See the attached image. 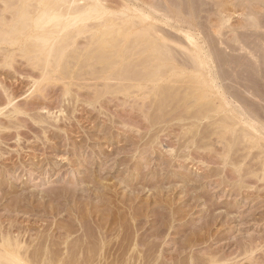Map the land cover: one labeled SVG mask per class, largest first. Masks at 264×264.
Listing matches in <instances>:
<instances>
[{"label": "rangeland", "instance_id": "374dc122", "mask_svg": "<svg viewBox=\"0 0 264 264\" xmlns=\"http://www.w3.org/2000/svg\"><path fill=\"white\" fill-rule=\"evenodd\" d=\"M124 1L126 0H107L109 4L111 3L110 4L111 7L112 5L114 6V8L112 7L114 10H115V7L117 10L119 9L118 7L125 5L126 2L124 3ZM139 1L141 0H138V2ZM225 2L222 1V3L224 4L223 7L225 8L226 6V8L223 9V13L224 15L226 14L225 15L226 17L228 14V18H230L228 19V21L229 20L230 21L226 23L227 25H225L227 28L225 26L223 27V28H226L225 30L223 29L224 30L223 33L226 35V38H229L230 40L231 37L232 38L236 37L238 33H240V36L244 34L248 36V34H251L252 27L247 25V28H246L244 26L248 24L246 23L247 20L245 17V14H246L245 8L239 5L237 6L236 3L234 5L235 1L233 2V0L232 1L227 0ZM1 7L2 5L0 2V11H2ZM215 18L216 20L218 19L215 15L214 19L212 18L213 19L212 22L215 21ZM216 22H219V20L213 22L214 25L217 24ZM243 26L244 28L247 29V31L246 29L244 30ZM238 29L241 30V32ZM246 35H244V37H247ZM83 37L84 36L79 37L78 40L80 41L77 40L78 45L81 48H86L85 44H86V41L88 40L87 39L88 37L87 38H83ZM224 47L225 45L222 47V49L223 50L225 49V51L222 50V52H225L226 54L230 53V55L233 56V53H232L233 51H230L229 49H226V47L225 48ZM235 53L238 54V52H235ZM1 54L2 52L0 51V64L2 65V60H1L2 55ZM19 55L20 54L17 53V55L15 56L16 58H14L15 63L13 62V65H14L12 66L13 68L9 66L7 67V65H5V67L0 65V103H1L0 105H2L3 107H5L6 105L5 104L6 92L4 89L5 87V88H8L9 92L14 93V95L16 96V99L14 100L13 104H18L23 109V112H19L18 114L12 113L14 114L12 115L10 112L8 113V110L12 109V105H10L9 107L3 109L4 113L3 112L0 113V181L2 180V182L4 181L7 182L8 180H10L12 182H16L18 186L20 185V188L18 187V189L20 190L18 191H21L22 193L25 190L26 192L28 191L29 193H34V196H36L35 198L38 200H36L33 196L34 200L31 198V201L33 200L32 202L35 205L30 203L28 204L29 206L26 205V202H22L24 200H21V203L23 204V206H21L22 204L20 203V201H18L19 200L18 198L21 197L22 195L18 196V198L16 195L17 199L12 197L11 195H8V198L3 199L2 197L3 194L1 195L3 191L1 190L0 191V222H1L0 227L2 224L3 228L1 227L2 229H0V231L3 230L4 232H6V230L8 229L7 234H10L11 231H13L12 233L14 236L13 235L12 236L14 237V239L15 237L18 239L20 238L19 240L23 241L27 247L30 246L28 247V249L29 250L32 249L30 250L33 253V254L31 253V255L35 257V258L34 257L32 258L40 262L39 264H44V263L54 264V262H56L55 259L57 258V256L55 257L54 253L58 254L57 251H60V250L63 251L62 260H64L62 261L63 263L59 262L61 264H74V263L81 264L82 260H84L83 262L84 264H92V263L93 264H195V263L205 264L206 263L207 264L206 259L209 258L212 255V253L215 254V256L217 253V258H220L219 259L220 264L222 262H223L222 264H227V263L229 264H264V179L260 180L257 178L255 179L254 177L253 172H254L255 167H254L253 139L251 140L253 144L250 142V140H248L252 144L251 145L250 143H248V141H246L247 139L245 140L243 137L240 138V135L243 134L242 130H244V128L246 130L247 128L245 127L246 125L244 123L237 125L239 126V128L236 125H235L236 128H234L232 126L233 122H230L231 120L224 115L225 119L227 120L228 118L227 121L230 120L229 122L232 123L230 125L232 126L230 127L231 129H227L228 130L227 132L225 130L226 128L224 129V124H220L222 125L221 127H218L219 125H216L218 118H219L218 124L224 121L223 119L224 116L222 117V114H223L222 110L221 111L219 110V113L217 110H215L214 103L212 106L213 108H211L212 104L209 105L210 103L207 104V102L205 103L200 102V104L202 105H200L199 103H195V101H192L193 102L192 103L190 102L188 98H187L188 101H186L187 99L183 100V97L181 99L182 93L180 94V92H179V94L181 95L179 96L180 100L174 96H172L171 98L170 95H172L175 90L174 89L172 90L171 88L173 93L170 92L169 90L170 88L168 87V85H166L167 86L166 88H169L167 89V91L169 90L168 93L170 92V95H169L170 97L166 96L165 98H170L168 99L170 103L167 101V99L165 101L164 98H163L164 100L161 97H160L161 100L158 98L159 104L166 106V108L162 106L160 107V105L158 104L157 97L154 98V96L146 95L148 97L147 98L144 94L141 93L142 95H144L143 98H141L142 97L141 94L138 95L137 93H135L137 95L136 96L134 93L126 94L123 91L121 93V90H117L118 91L117 92L116 84L113 85L116 89L113 86H111L113 89H115L116 92L109 93L110 90H106L102 88L103 86L100 88L97 87L96 89H94V87L92 88L90 87L91 89H89V87L87 86L84 88L79 87L75 83H73L76 81V79L70 80L69 78H64V79L56 78V80L50 79V81L46 80L48 82H43L44 83L43 84L44 86L42 89L43 91L41 90L38 92L36 90L38 86H37V83L35 85L34 80H37L40 78L41 71L39 70L37 66H36L37 68L36 67L33 68L34 66L31 63L27 62L26 57L23 58L22 54L20 56ZM86 56L88 55H85V58L84 56L79 58L80 61L79 60L78 61L80 63L78 62V66H80V64L83 65L84 63H87V60H89L88 59L89 57H87L86 59ZM82 58L84 61H82ZM249 58L247 57L246 59H249ZM246 59L245 61H248ZM125 62L126 61H124L123 64H125ZM98 65L102 66L100 64H97V65H94V68L96 66L99 67ZM87 67H84V69H81V70L82 72H86L84 70H87L88 72L87 76H89V71L91 72L94 69L90 67V69L92 70L89 69L88 71ZM242 67H243V70H245L246 66L245 67L242 66ZM69 69L63 68L62 70L61 68V70L58 71V73L56 74L58 76L64 77L67 73H69L68 71ZM241 69L242 68L240 67L239 70ZM81 70L79 72H81ZM69 82L70 84L72 83L70 85L71 90L68 94L64 95V89L67 87V84ZM119 82L122 83L121 81ZM119 82L117 81L116 83H119ZM123 82L126 83L125 81ZM166 88L165 89L162 88V89L165 90L166 92ZM236 88L239 90L240 87L237 86L235 87L234 90H236ZM95 90L97 92H94ZM132 90L133 89H131L130 92H132ZM113 91L114 90L111 89V92ZM245 96H247L246 97L247 100H250V102L254 104V99H253L254 97L252 98L249 95H245ZM41 101L42 102L44 101V104ZM38 102H41L39 103V105L42 104V106L38 107ZM164 102H166V104L169 103V106L168 104L164 105ZM187 102H190V103H187ZM186 103L189 105H186ZM36 104H37V107H36ZM44 105L45 107H48L47 109L45 108V110L41 109L43 108ZM167 106L169 108H167ZM156 107L159 108L160 110L157 109ZM198 107H201V108H198ZM60 109H64L65 111L61 113L59 111ZM198 109L199 110L201 109V110L199 111ZM48 110L51 111L50 114H48ZM56 114L59 116V117L57 116L58 118H56L55 116ZM161 114H163L164 116ZM220 116L223 121L220 119ZM159 117L161 118V120L158 119ZM192 121L193 122L196 121V122L191 123ZM227 121H226V124H227ZM194 124H198L197 126L198 130L195 129L196 125ZM190 128L191 129L193 128V130H191ZM189 129L191 131H189ZM235 129L237 130V132H235ZM247 130L249 132L252 131V130L250 131L249 129ZM185 131H187V133ZM194 131H196V133ZM219 131L221 133L223 132L225 133L226 131L225 136L223 137L219 136L218 138L216 134L221 135ZM153 132H155V134ZM188 132L190 134H188ZM149 134H151L153 138H150L151 136H149ZM194 134H197V135H194ZM139 135L141 137H139ZM153 135L154 136L156 135L157 137H154ZM182 135L185 137L184 138L181 137ZM187 135L190 137H188ZM237 135L239 137H237ZM137 136L140 139H138ZM221 137L224 140L226 139L225 140L226 142L225 141L224 142L227 144V145L225 144L227 147L229 144L228 148L225 145L223 146L224 143H223V140L220 139ZM202 138L203 139L205 138V139L202 141ZM152 139H155V140L151 142ZM218 139L219 141H222L223 144L219 142ZM137 140L138 141L140 140V141L138 142ZM187 140L189 142H187V144L184 143ZM194 140H195V143L193 142ZM242 140L245 142H243ZM149 142H151L152 144ZM145 143L148 147L145 145ZM183 144L184 146H182ZM246 145L247 146L249 145V146L247 147ZM186 146H188L189 150ZM155 147L156 149H154ZM171 147L174 148L173 152L176 154L172 152L173 154L171 153L170 155L169 149ZM203 147L206 148V150ZM201 149H204V150H201ZM179 150H181V153ZM190 150L193 151L194 153L191 152ZM224 154H226L225 156L227 160L224 158L225 157ZM217 155L219 156L221 155V156L219 157ZM169 156H171L170 159L168 158ZM173 156L174 158L171 159ZM147 157L149 159H147ZM185 157L187 158L186 160H185ZM180 160H182V162ZM238 160L240 161L238 162ZM223 161L225 164L223 163ZM238 165L239 167L237 169ZM138 167H141L140 169L142 170V172L141 170H139ZM258 167L259 166H256V168ZM234 168H236V170ZM93 171L95 174L93 173ZM216 172L220 175H218ZM140 174L142 175L140 176ZM212 174H215V175H212ZM87 175L91 177H88ZM96 175H97V178H96ZM161 179L163 182L160 181ZM94 180L95 181L97 180L98 182L97 181L95 182ZM100 180L103 183H101ZM24 181L26 182L27 185L23 184ZM83 181L85 183L82 184ZM195 181L197 183H195ZM100 185L101 187H98ZM4 186L5 185H3V187ZM21 186H23L22 189H21ZM86 186L87 188H92V190L90 189L89 191L90 193L93 190L95 192V193L92 192V195L95 197H92V198L90 197L91 198L90 200L89 198H86V195H87L86 194L87 191H85ZM73 187L75 188V190ZM199 187H200V190H199ZM24 188H26L27 190ZM30 190H32V192H30ZM45 190L47 191V193ZM197 190L202 192L203 195L205 196L203 198V200L205 201L200 200L201 204H198V206L200 207L196 206L197 204H193L194 199L192 195L195 194ZM25 191L23 193H25ZM34 191L36 192V195ZM57 191L59 192L62 191V192L59 193ZM117 191H118V195H117ZM28 192L27 194L29 195ZM41 192L42 194L45 193L43 199L41 198L43 196ZM64 192H66L67 195ZM76 192L79 193V195L80 193H82L81 199L78 196V194H76ZM73 193H75V195H73ZM61 194H64L65 196ZM83 194H85V196ZM98 194L100 197L98 196ZM166 194H168L169 196ZM98 197L99 198L102 197L103 199L102 198L99 199ZM129 197L130 198L135 197V198L129 199ZM126 198H128V200ZM171 198L174 201L171 200ZM61 199L63 202L61 201ZM96 199L97 200L99 199L98 200L99 202L95 201ZM155 199L157 201H155ZM12 200H15L19 204L15 203V201H13L12 203ZM87 200L89 203L87 202ZM37 201L39 202L38 203L39 205L36 204ZM126 201H128L130 204ZM206 201L207 202L210 201V202L207 203ZM41 202L43 203L40 204ZM54 202H56V204ZM93 202H96L97 204ZM117 202L119 203L117 204ZM202 202H206V203H202ZM212 202L213 203L215 202L213 204L214 205L213 213H221L220 215L222 216V218L218 219L215 223H213L211 225L210 230H207L206 232V230L202 228L204 220L201 218L202 216L201 214H204L202 212L204 208L205 209L208 208L209 205L212 206ZM69 204L71 207L69 206ZM80 204H81V207H80ZM190 204L193 205L194 207L193 206L191 207ZM153 205L156 207H154ZM43 206H46L47 208ZM28 207L30 208V210ZM52 207L54 208L56 207L55 209L57 211ZM87 208L88 209L90 208V209L88 210ZM181 208L184 210H182ZM190 208L192 210L191 212L188 211L190 210ZM27 209L28 211H26ZM91 209L93 210L94 214H92ZM100 210H103V211H101L100 213ZM177 210L179 211V213L177 212ZM165 211H167L168 214L165 213ZM176 212L178 214H175ZM161 213L163 214L161 215ZM134 214L136 215V217ZM180 214L182 215V217H185V218L181 219L182 217ZM73 217L75 220L73 219ZM91 217H94V218H91ZM10 219L12 220V222L15 221V224L14 222L13 223L10 222L11 221ZM199 220L201 223L198 222ZM228 220L229 222H227ZM81 223H84V224L81 225ZM96 224H98V226H96ZM3 225H6V226H3ZM9 226L12 228H10ZM101 226L102 227L104 226V228H102ZM192 226L194 227V230ZM198 226H200V228H198ZM24 227H25V230H24ZM76 227L78 230L75 229ZM98 227L99 229L101 227L100 232L98 231ZM71 228L72 230H69ZM196 228L198 229V231L199 230L200 231L198 232ZM203 229L204 231H202ZM192 230L194 233H196L194 234V236H193ZM70 231H73L75 233L72 232L70 234ZM196 231L199 234H197ZM98 232L99 234L96 235ZM150 232L151 234H149ZM207 233H209L211 237ZM45 234H47V236ZM102 234H103V237L101 238ZM186 235L189 236L187 237V239H186ZM197 235L199 236L204 235V236L202 237V240H201V237ZM79 236L82 238H80ZM89 236L92 238V240ZM45 237H47V239ZM215 237L217 238V240ZM54 238L55 240H52ZM135 238L137 239L135 240ZM144 238H145V241H143ZM101 239L102 240L105 239L108 241L106 242L104 240L103 242L101 241ZM260 239L262 240V242L259 241ZM24 240L25 241L27 240V243ZM79 240H81L82 242L81 241L79 242ZM64 241H65V244H64ZM86 241H88L90 245L85 244ZM40 242L43 245L42 247H39ZM94 242H97V243H94ZM194 242L197 244H195ZM61 243L63 244L61 245ZM91 243L93 245H91ZM257 243H259V246H257V248L254 249L253 247L254 245H257ZM72 244L73 246L76 245L72 247L73 250L71 249ZM67 245L69 246V248L67 247ZM113 245H115V247ZM82 246L84 247V249ZM184 246H187V247L184 248ZM56 247H58L57 251L54 250ZM52 248L54 249L52 250ZM63 249L64 250L71 249V250L64 251ZM105 249L107 251H104ZM217 249L219 251L215 252ZM74 250L76 252H74ZM89 250H92V251L94 250L93 252L95 254L90 253ZM96 250H99L100 252L99 251L96 252ZM247 250L248 252H246ZM85 251L86 253H84ZM131 251L132 253H130ZM221 252H222V256H219L221 255L220 254ZM244 252H246L247 254ZM79 253L82 255H79ZM64 254L65 255L67 254L66 258H64L65 257ZM209 254L210 256L208 257ZM80 256L82 258L84 256V259H82ZM223 256H224L225 261L223 260V258H221ZM143 258H145L146 260L148 259L149 261L147 260L148 261L147 262L145 259L143 260ZM75 259L78 261L76 262ZM95 259L98 260V263H96L97 260ZM193 259L194 261H192ZM73 260L75 262H72ZM86 261H88L89 263ZM224 262H227V263H224Z\"/></svg>", "mask_w": 264, "mask_h": 264}, {"label": "bare ground", "instance_id": "6f19581e", "mask_svg": "<svg viewBox=\"0 0 264 264\" xmlns=\"http://www.w3.org/2000/svg\"><path fill=\"white\" fill-rule=\"evenodd\" d=\"M137 1V2H136ZM143 1V0H141ZM138 0H126L124 1L125 5H120L121 7H118L119 9L115 10L113 9L114 6L111 3L109 4L107 0H0L2 5V11H0V51L2 52V65H7V67H11L13 65V62L15 61L14 58L18 54H22L23 58L26 57L27 62L31 63L33 68L36 66L41 71L40 78L37 80H34L35 85L37 83L38 88L36 90L39 92L43 89V82H48L46 80L50 79H64L69 78L70 80L76 79L75 83L79 87H89L91 89L94 87L96 89L97 87L104 88L106 90H110L109 93H115L117 90H121L125 92L126 94H132L137 93L144 94L145 96H154V98L157 97L161 100V98H165L166 96L172 98V96L177 97L179 99L180 94L182 93L181 99L183 97V100H186L187 98L190 100V102L195 101V103L200 102H207L210 103L211 108H214L215 110L223 111L222 117L225 115L228 117L230 122H233V127L236 128L239 124H245L247 129L246 131L244 126V130H242V133L240 135V138L243 137L246 141L250 140V142L253 144L254 142V177L255 179H264V0H233L234 5L241 6L245 8L246 10V20L248 24L244 25L247 28V25L252 27L251 34H246L247 37H244V35L240 36V33L234 38H226V35L223 33L224 30L227 28L225 25L228 23V14L227 17L223 13V2L227 0H145L141 2ZM221 1V2H220ZM232 1V0H230ZM110 2V1H109ZM229 2V1H228ZM123 3V4H124ZM227 3V2H225ZM232 3V2H231ZM122 4V3H121ZM229 4V3H227ZM236 6V7H237ZM223 7V8H222ZM238 8V7H237ZM242 8V9H243ZM244 10V11H245ZM205 14H204V13ZM225 12V11H224ZM243 14V15H244ZM204 15V16H203ZM218 18L215 21L214 25L212 20L214 17ZM242 15V16H243ZM214 16V17H213ZM230 17V16H229ZM213 18V19H212ZM212 22V23H211ZM213 24V25H212ZM226 28H223V27ZM243 26V28H244ZM244 28V30L246 29ZM224 29V30H223ZM241 29V28H240ZM232 30V29H231ZM239 30V29H238ZM237 30V32H238ZM227 31V30H226ZM234 31V29H233ZM236 31V29H235ZM241 32V30H239ZM247 31V29H246ZM245 32V31H244ZM226 33V32H225ZM236 35V33H235ZM87 38L86 40V48H81L78 45L79 37ZM230 36V35H229ZM228 37V36H227ZM78 40V41H77ZM229 40V42H228ZM231 42V43H230ZM225 45L226 49H229L230 51H233V56L230 55V53L226 54L225 52H222V47ZM222 46V47H220ZM85 47V46H84ZM224 47V48H225ZM220 48V50H219ZM97 50V51H95ZM19 51V52H18ZM225 51V49L223 50ZM21 52V53H20ZM96 52V53H95ZM235 52H238L236 54ZM84 53V54H82ZM235 54V56H234ZM19 55V56H20ZM85 55L87 60V63H84L83 65L80 64L78 66V62L80 61V57ZM249 59H246V58ZM248 60V61H245ZM25 60V61H26ZM79 60V61H78ZM82 61L83 58H82ZM89 61V62H88ZM125 62V64H123ZM245 61V62H244ZM15 63V62H14ZM80 63V62H79ZM41 64V65H40ZM100 64L102 66L95 67L94 65ZM88 66V67H87ZM242 66H246L245 70H243ZM36 67V68H37ZM84 67L88 68V71L90 67L94 69L93 71H89V76H87L88 72L87 70H84L86 72H82L81 69H84ZM117 67V68H116ZM242 68L239 70V68ZM62 68L69 69V73H67L64 77L58 76L56 73L60 71ZM116 68V69H115ZM248 68V69H247ZM81 72H79L80 70ZM86 69V68H85ZM90 69V70H92ZM38 70V69H37ZM77 70V71H76ZM39 71V72H40ZM65 71V70H64ZM66 71V72H68ZM35 78V77H34ZM58 79V81H59ZM53 80V81H55ZM84 81V82H83ZM121 81L122 83H116ZM125 81L126 83H124ZM33 82V83H34ZM64 83V82H63ZM39 84V85H38ZM67 84V83H66ZM72 84V83H71ZM70 82L67 84V87L64 89V95L68 94L71 90L70 88ZM116 84V88L113 86ZM119 84V86H118ZM47 85V84H46ZM168 87L170 88H166ZM36 86V87H37ZM111 86H113L115 89H113ZM240 87L239 90L235 87ZM91 87V88H90ZM109 89H107V88ZM162 88H166L163 90ZM174 89V93L171 90ZM177 88V89H176ZM6 92V102L5 107L0 105V113L3 112L4 108L9 107L12 105V109L8 110V113H19L23 112V109L18 104H13L14 100L16 99V96L14 93L9 92L8 88H5ZM34 89V87H33ZM111 89L114 90L111 92ZM132 92H130V90ZM163 91H162V90ZM167 89L170 90L173 94L170 95V92L168 93ZM43 91V90H42ZM105 91V90H104ZM33 92V91H32ZM31 92V93H32ZM94 92H97L96 90ZM118 92V91H117ZM180 92V94H179ZM44 93V92H43ZM99 94V93H98ZM133 94V95H134ZM141 94V95H142ZM105 95V94H104ZM136 95V94H135ZM140 95V96H141ZM141 98H143V96ZM170 95V96H169ZM254 97V104L250 102V100H247V96ZM43 96V95H42ZM99 96V95H98ZM128 96V95H127ZM137 96V95H136ZM146 96V97H147ZM164 96V97H162ZM102 97V96H101ZM161 97V98H160ZM173 97V99H174ZM148 98V97H147ZM151 98V97H149ZM153 98V99H154ZM176 98V99H177ZM163 99V100H164ZM171 99V100H173ZM188 99L186 101H188ZM156 100V99H155ZM154 100V101H155ZM180 100V99H179ZM95 101V100H94ZM143 101V100H142ZM152 101V99H151ZM182 101V100H181ZM185 101V102H186ZM42 102V101H41ZM38 107L42 106V104ZM163 102V101H161ZM169 102V101H168ZM187 102V103H190ZM4 103V102H3ZM2 103V104H3ZM44 104V101L42 102ZM95 103V102H94ZM92 103V104H94ZM157 103V102H156ZM170 103V102H169ZM169 103L168 106H169ZM177 103V101H176ZM186 105H189L187 104ZM193 103V102H192ZM203 103V104H204ZM1 104V103H0ZM47 104V103H45ZM91 104V103H90ZM159 104V100H158ZM166 102H164V105H167ZM198 104V105H199ZM4 105V104H3ZM160 105V104H159ZM185 105V104H184ZM192 105V104H191ZM202 105V104H200ZM2 106V107H1ZM94 106V105H93ZM158 106V105H157ZM165 107L163 105H160V107ZM167 106V108H169ZM178 106V105H176ZM208 106V105H207ZM254 106V107H253ZM37 107V104H36ZM159 107V106H158ZM175 107V106H174ZM190 107V106H188ZM194 107V106H192ZM191 107V108H192ZM209 107V106H208ZM47 109L48 107L43 106L41 109ZM157 108V107H156ZM173 108V107H172ZM201 108V107H198ZM159 109V108H157ZM197 109V107H196ZM155 110V108H154ZM160 110V109H159ZM199 110V109H198ZM201 110V109H200ZM199 110V111H200ZM206 110V109H205ZM204 110V111H205ZM208 110V109H207ZM61 113H63L65 110L60 109ZM157 111V110H156ZM169 111V110H168ZM167 111V112H168ZM174 111V110H173ZM214 111V110H213ZM210 112V111H208ZM4 113V112H3ZM6 113V112H5ZM51 111L48 110V114H50ZM158 113V112H157ZM161 113V112H160ZM159 113V114H160ZM201 113V112H200ZM204 113V112H203ZM214 113V112H213ZM212 113V114H213ZM221 113V112H220ZM10 114V115H11ZM54 114V113H52ZM167 114V113H166ZM165 114V115H166ZM176 114V113H175ZM174 114V115H175ZM210 114V113H209ZM9 115V116H10ZM14 115V114H12ZM16 115V114H15ZM163 115V114H161ZM203 115V114H202ZM8 116V117H9ZM56 118L59 116L56 114ZM58 116V117H57ZM164 116V115H163ZM162 116V117H163ZM193 116V115H192ZM195 116V114H194ZM210 116V115H209ZM208 116V117H209ZM224 121L220 122L216 125H219L218 127H221L224 124V129L228 132L227 129H231L230 126L232 123H230L227 118ZM13 117V116H11ZM148 117V116H147ZM200 117V116H199ZM198 117V118H199ZM203 117V116H202ZM218 117V116H217ZM210 118V117H209ZM150 119V118H149ZM161 120V118H158ZM163 120V119H162ZM215 120V119H214ZM220 120V121H221ZM42 121V120H41ZM171 121V120H170ZM227 121V124H226ZM161 122V121H160ZM196 122V121H194ZM193 121L191 123H194ZM212 122V121H211ZM242 122V123H241ZM214 123V122H213ZM230 123V124H229ZM229 124V125H228ZM192 125V124H191ZM196 125V130H198ZM193 125V126H194ZM212 125V124H211ZM236 125V126H235ZM210 126V125H209ZM192 127V126H191ZM239 128V126H237ZM152 128V127H151ZM155 128V127H154ZM157 129V128H156ZM186 129V128H185ZM191 129V128H190ZM191 130H193V128ZM194 129V130H195ZM213 129V128H212ZM233 129V128H232ZM154 130V129H153ZM159 130V129H158ZM188 131V130H187ZM187 131H185L187 133ZM222 131V130H221ZM225 131V133H226ZM241 131V130H240ZM149 132V131H148ZM196 133V131H194ZM218 132V131H217ZM215 132V133H217ZM220 132V131H219ZM233 132V130H232ZM235 132L237 130L235 129ZM239 132V131H238ZM155 134V132H153ZM152 133V134H153ZM184 133V134H186ZM209 133V132H208ZM221 133V132H220ZM225 133L216 134L219 138V136H225ZM241 133V132H240ZM188 134H190L188 132ZM193 134V132H192ZM210 134V133H209ZM223 134V135H222ZM197 135V134H194ZM135 136V135H134ZM142 136V134H141ZM139 135V137H141ZM145 136V135H144ZM151 136V134H149ZM154 136V135H153ZM188 136V135H187ZM192 136V135H191ZM210 136V135H209ZM138 137V136H137ZM138 137V139H140ZM154 137H157L156 135ZM185 137V136H181ZM190 137V136H188ZM212 137V136H211ZM222 137L220 139H222ZM237 137H239L237 135ZM150 138H153L152 136ZM210 138V137H209ZM226 138V137H225ZM146 139V138H145ZM156 139V138H155ZM152 139L151 142H153ZM158 139V138H157ZM194 139V138H192ZM205 139V138H204ZM202 138V141L204 140ZM212 139V138H211ZM243 139V140H244ZM253 139V142L251 141ZM151 140V139H150ZM159 140V139H158ZM178 140V139H177ZM189 140V139H188ZM186 141L184 143L187 144ZM218 141L223 144V146L226 144L225 140ZM236 140V139H235ZM238 140V139H237ZM242 140V141H243ZM138 141V140H137ZM135 141V142H137ZM140 141V140H139ZM138 141V142H139ZM160 141V140H159ZM192 141V140H191ZM200 141V140H199ZM225 141V142H224ZM149 142V143H151ZM157 142V141H155ZM178 142V141H177ZM195 143V140L193 141ZM231 142V141H229ZM236 142V141H235ZM239 142V141H238ZM245 142V141H243ZM248 141V143H250ZM161 143V142H160ZM193 143V144H194ZM201 143V142H200ZM203 143V142H202ZM205 143V142H204ZM228 143V142H227ZM240 143V142H239ZM250 143V144H251ZM139 144V143H138ZM152 144V143H151ZM190 144V143H189ZM188 144V145H189ZM192 144V146H193ZM206 144V143H205ZM210 144V143H209ZM207 144V145H209ZM232 144V143H231ZM234 144V143H233ZM251 144V145H252ZM146 145V143H145ZM154 145V144H153ZM159 145V144H158ZM163 145V144H162ZM202 145V144H201ZM205 145V146H207ZM227 145V144H226ZM225 145V146H226ZM236 145V144H235ZM147 146V145H146ZM152 146V145H151ZM180 146V145H179ZM184 146V144L182 145ZM204 146V145H203ZM247 146V145H246ZM249 146V145H248ZM247 146V147H248ZM148 147V146H147ZM188 148V146H186ZM199 147V145H198ZM202 147V146H201ZM200 147V148H201ZM211 147V146H210ZM227 147V146H226ZM229 147V144H228ZM227 147V148H228ZM233 147V146H232ZM162 148V147H161ZM169 148V147H168ZM196 148V146H195ZM204 148V147H203ZM208 148V147H207ZM222 148V147H221ZM251 148V147H250ZM249 148V149H250ZM146 149V148H145ZM156 149V147L154 148ZM185 149V148H184ZM206 150V148H204ZM201 149V150H204ZM232 149V148H231ZM253 149V148H252ZM150 150V149H149ZM148 150V151H149ZM178 150V149H177ZM189 150V148H188ZM193 150V149H192ZM197 150V149H196ZM228 150V149H227ZM162 151V150H161ZM174 151V148H170L169 152L170 155ZM181 153V150H179ZM191 151V150H190ZM198 151V150H197ZM160 152V151H159ZM165 152V151H164ZM176 152V151H175ZM178 152V151H177ZM183 152V151H182ZM193 152V151H191ZM200 152V151H199ZM252 152V151H251ZM168 153V151H167ZM166 153V154H167ZM174 153V152H173ZM172 153V154H173ZM179 153V155H180ZM188 153V152H187ZM194 153V152H193ZM201 153V152H200ZM226 153V152H225ZM250 153V152H249ZM164 154V153H163ZM165 154V155H166ZM176 154V153H174ZM186 154V153H185ZM229 154V153H228ZM169 155V154H168ZM183 155V154H182ZM204 155V154H203ZM223 155V153H222ZM226 154H224L225 156ZM219 156V155H217ZM221 156V155H220ZM219 156V157H220ZM171 156L168 158L170 159ZM177 157V156H176ZM180 157V156H179ZM183 157V156H182ZM181 157V158H182ZM215 157V156H214ZM236 157V156H235ZM167 158V159H168ZM174 156L171 158L173 159ZM191 158V157H190ZM226 160V156L224 157ZM240 158V156H239ZM147 159H149L147 157ZM187 158L185 157V160ZM189 159V158H188ZM246 159V157H245ZM184 160V159H183ZM225 160V161H226ZM234 160V159H233ZM147 161V160H146ZM168 161V160H167ZM182 162V160H180ZM179 161V162H180ZM240 160H238L239 162ZM242 161V160H241ZM258 161V162H257ZM148 162V161H147ZM165 162V161H164ZM170 162V160H169ZM172 162V160H171ZM227 162V161H226ZM237 162V163H238ZM224 163V161H223ZM234 163V162H233ZM236 163V161H235ZM149 164V163H148ZM165 164V163H164ZM184 164V162H183ZM182 164V165H183ZM225 164V163H224ZM228 164V163H227ZM230 164V163H229ZM232 164V163H231ZM186 165V164H185ZM235 165V164H234ZM137 166V165H136ZM230 166V165H229ZM242 166V165H241ZM256 166H259L256 168ZM135 167V166H134ZM188 167V166H187ZM236 167V166H235ZM239 165L237 166L238 169ZM139 170H141V167H138ZM167 169V168H166ZM218 169V168H217ZM220 169V168H219ZM236 170V168H234ZM6 170V169H5ZM136 170V169H135ZM137 171V170H136ZM216 171V170H215ZM238 171V170H237ZM91 172V171H90ZM142 172V170H141ZM94 173V171H93ZM139 173V172H138ZM137 173V174H138ZM144 173V172H143ZM147 173V172H146ZM173 173V172H172ZM183 173V172H182ZM217 173V172H216ZM220 173V172H219ZM237 173V172H236ZM5 174V173H3ZM95 174V173H94ZM130 174V173H129ZM185 174V173H184ZM218 174V173H217ZM142 174H140L141 176ZM144 175V174H143ZM146 175V174H145ZM162 175V174H161ZM178 175V174H177ZM188 175V174H187ZM215 175V174H212ZM220 175V174H218ZM88 176V175H87ZM99 176V175H98ZM205 176V175H204ZM91 177V176H88ZM139 177V176H138ZM170 177V176H169ZM177 177V176H176ZM185 177V176H184ZM183 177V178H184ZM210 177V175H209ZM5 178V176H4ZM83 178V176H82ZM81 178V179H82ZM97 178V175H96ZM121 178V177H120ZM123 178V177H122ZM142 178V177H141ZM155 178V177H154ZM172 178V177H171ZM196 178V177H195ZM205 178V177H204ZM100 179V178H99ZM98 179V180H99ZM126 179V178H125ZM147 179V178H146ZM157 179V178H156ZM179 179V178H178ZM83 180V179H82ZM85 180V179H84ZM88 180V179H87ZM91 180V178H90ZM138 180V179H137ZM141 180V179H140ZM95 181V180H94ZM97 181V180H96ZM95 181V182H96ZM134 181V180H132ZM143 181V180H142ZM149 181V180H148ZM155 181V179H154ZM162 181V179L160 180ZM188 181V180H187ZM5 182V183H4ZM2 180L0 181V191L3 199L8 198V195H11L12 197L17 198L19 197L18 201L24 200L22 202H26V205L32 203L34 193H29L25 191V193H21V191H18V187L20 188V185L18 186L16 182H12L8 180L7 182ZM91 182V181H90ZM98 182V181H97ZM101 182V180H100ZM141 182V181H140ZM139 182V183H140ZM146 182V181H144ZM157 182V181H156ZM163 182V181H162ZM178 182V181H177ZM200 182V181H199ZM23 183V182H22ZM21 183V184H22ZM85 183L84 181L82 184ZM103 183V182H101ZM106 183V182H105ZM120 183V182H119ZM124 183V182H123ZM127 183V181H126ZM132 183V182H131ZM174 183V182H173ZM192 183V182H191ZM195 183H197L195 181ZM20 184V183H18ZM23 184H26L24 181ZM95 184V183H93ZM100 184V183H99ZM133 184V183H132ZM143 184V183H142ZM161 184V183H160ZM179 184V183H177ZM194 184V183H193ZM3 185L5 186L3 187ZM27 185V184H26ZM88 185V184H87ZM98 185V184H97ZM102 185V184H101ZM98 186V187H101ZM106 185V184H105ZM109 185V184H108ZM140 185V184H139ZM138 185V186H139ZM149 185V183H148ZM25 186V185H24ZM83 186V185H82ZM94 186V185H93ZM129 186V185H128ZM132 186V185H131ZM135 186V184H134ZM163 186V185H162ZM173 186V185H172ZM175 186V185H174ZM195 186V185H194ZM203 186V185H202ZM23 186H21L22 189ZM89 187V186H88ZM127 187V186H126ZM155 187V186H154ZM178 187V186H177ZM74 188V187H73ZM80 188V187H79ZM83 188V187H82ZM85 191H87L86 198H89V200L92 197H95L92 195V192L90 193V189L85 187ZM105 188V187H104ZM107 188V187H106ZM168 188V187H167ZM26 189V188H24ZM84 189V188H83ZM113 189V188H112ZM117 189V188H116ZM142 189V188H141ZM144 189V187H143ZM162 189V188H161ZM166 189V187H165ZM164 189V190H165ZM171 189V188H170ZM187 189V188H185ZM202 189V188H201ZM27 190V189H26ZM29 190V189H28ZM75 190V188H74ZM82 190V189H81ZM80 190V191H81ZM97 190V189H96ZM99 190V189H98ZM106 190V189H104ZM115 190V189H114ZM113 190V191H114ZM132 190V189H131ZM163 190V191H164ZM200 190V187H199ZM207 190V189H206ZM18 191V192H17ZM46 191V190H45ZM71 191V189H70ZM77 191V190H76ZM79 191V190H78ZM108 191V189H107ZM106 191V192H107ZM142 191V190H141ZM173 191V190H172ZM205 191V190H204ZM21 194H20V193ZM32 192V190H30ZM35 192V191H34ZM44 192V191H42ZM41 192V194H42ZM59 192V191H57ZM62 192V191H61ZM59 192V193H61ZM132 192V191H131ZM140 192V191H139ZM169 192V191H168ZM189 192V191H188ZM193 192V191H192ZM207 192V191H206ZM20 195H19V194ZM47 193V191H46ZM56 193V192H55ZM66 194V192H64ZM68 193V192H67ZM95 193V192H94ZM93 193V194H94ZM98 193V192H97ZM137 193V192H136ZM141 193V192H140ZM161 193V192H160ZM205 193V192H204ZM25 194V195H24ZM40 194V195H41ZM49 194V193H48ZM47 194V195H48ZM52 194V193H50ZM54 194V192H53ZM78 196L81 199L82 193H77ZM130 194V192H129ZM36 195V192H35ZM41 197L44 198V194ZM57 195V194H56ZM64 195V194H61ZM67 195V194H66ZM72 195V194H71ZM75 195V193H73ZM85 196V194H83ZM106 195V194H105ZM118 195V191H117ZM136 195V194H135ZM138 195V194H137ZM168 195V194H166ZM208 195V194H207ZM65 196V195H64ZM97 196V195H96ZM99 196V194H98ZM112 196V195H111ZM128 196V195H127ZM131 196V195H130ZM134 196V195H133ZM169 196V195H168ZM176 196V195H174ZM190 196V195H189ZM193 196V204H201L200 200H203L205 197L202 192L196 191ZM36 196H34L35 198ZM39 197V196H38ZM48 197V196H47ZM53 197V196H52ZM58 197V196H57ZM67 197V196H66ZM71 197V196H70ZM73 197V196H72ZM76 197V196H75ZM91 197V198H90ZM100 197V196H99ZM98 197V198H99ZM125 197V196H124ZM132 197V196H131ZM171 197V196H170ZM185 197V196H184ZM207 197V196H206ZM210 197V196H209ZM10 198V197H9ZM16 198V199H17ZM31 198L33 199L31 201ZM51 198V197H50ZM74 198V197H73ZM102 198V197H101ZM99 198V199H101ZM107 198V197H106ZM117 198V197H115ZM130 198L129 199H134ZM165 198V197H164ZM180 198V197H179ZM211 198V197H210ZM213 198V197H212ZM15 199V200H16ZM36 199V198H35ZM65 199V198H64ZM63 199V200H64ZM98 199V200H99ZM103 199V198H102ZM128 200V198H126ZM168 199V198H167ZM206 199V198H205ZM2 200V198H1ZM12 200V203L13 201ZM38 200V199H36ZM52 200V199H51ZM66 200V199H65ZM73 200V199H72ZM78 200V199H77ZM97 199L95 201H98ZM110 200V199H108ZM112 200V199H111ZM115 200V199H114ZM161 200V199H160ZM171 200H173L171 198ZM181 200V199H180ZM188 200V199H187ZM209 200V199H208ZM17 201V200H16ZM15 201V203H17ZM42 201V200H41ZM45 201V200H44ZM50 201V200H49ZM56 201V200H55ZM62 201V199H61ZM75 201V200H74ZM73 201V202H74ZM105 201V200H104ZM117 201V200H116ZM123 201V200H122ZM155 201H157L155 199ZM166 201V200H165ZM174 201V200H173ZM179 201V200H178ZM200 201V203H199ZM205 201V200H203ZM211 201V200H210ZM208 201V202H210ZM213 201V199H212ZM53 202V201H51ZM50 202V203H51ZM63 202V201H62ZM68 202V201H67ZM71 202V201H69ZM88 202V200H87ZM99 202V201H98ZM128 202V201H126ZM171 202V201H170ZM169 202V203H170ZM198 202V203H197ZM207 202V201H206ZM202 202V203H206ZM207 202V203H208ZM36 203V202H35ZM39 202L37 201V205ZM41 202L40 204H42ZM45 203V202H44ZM56 204V202H54ZM76 203V202H75ZM89 203V202H88ZM96 203V202H93ZM110 203V202H109ZM114 203V202H113ZM119 202H117L118 204ZM121 203V202H120ZM123 203V202H122ZM129 203V202H128ZM127 203V204H128ZM134 203V202H133ZM181 203V202H180ZM215 203V202H214ZM212 206L209 205L208 208H201L203 209L202 212L204 214H201V218L204 220L202 228H204L207 232V230H210L211 225L215 223L218 219H221L222 216L221 213H213L214 208L213 204ZM217 203V202H216ZM10 204V203H9ZM19 204V203H17ZM22 204V203H21ZM25 204V203H24ZM65 204V203H64ZM91 204V203H90ZM97 204V203H96ZM102 204V203H101ZM115 204V203H114ZM130 204V203H129ZM147 204V203H146ZM167 204V203H166ZM35 205V204H34ZM36 205V206H37ZM59 205V204H58ZM77 205V204H76ZM92 205V204H91ZM100 205V204H99ZM109 205V204H108ZM134 205V204H133ZM191 205V204H190ZM204 205V204H203ZM9 206V205H8ZM17 206V205H16ZM15 206V207H16ZM23 206V204L21 205ZM35 206V207H36ZM55 206V205H54ZM65 206V205H64ZM68 206V205H67ZM70 206V204H69ZM122 206V205H121ZM130 206V205H128ZM146 206V205H145ZM144 206V207H145ZM154 206V205H153ZM184 206V205H183ZM193 205H191L192 207ZM207 206V205H206ZM11 207V206H10ZM9 207V208H10ZM14 207V206H13ZM26 207V206H25ZM24 207V208H25ZM34 207V208H35ZM40 207V206H39ZM38 207V208H39ZM42 207V206H41ZM46 207V206H43ZM71 207V206H70ZM74 207V206H73ZM81 207V204H80ZM90 207V206H89ZM149 207V206H148ZM156 207V206H154ZM161 207V206H160ZM159 207V208H160ZM194 207V206H193ZM200 207V206H198ZM27 208V207H26ZM29 208V207H28ZM47 208V207H46ZM45 208V209H46ZM54 208V207H52ZM51 208V209H52ZM56 208V207H55ZM54 208V209H55ZM63 208V207H62ZM75 208V207H74ZM124 208V207H123ZM131 208V207H130ZM163 208V207H162ZM183 208V207H182ZM181 208V209H182ZM232 208V207H231ZM18 209V208H17ZM64 209V208H63ZM88 209V208H87ZM90 209V208H89ZM88 209V210H89ZM119 209V208H118ZM128 209V208H127ZM143 209V208H141ZM148 209V208H147ZM164 209V208H163ZM172 209V208H171ZM179 209V208H178ZM233 209V208H232ZM9 210V209H8ZM13 210V209H12ZM30 210V208H29ZM47 210V209H46ZM56 210V209H55ZM59 210V209H58ZM77 210V209H76ZM92 210V209H91ZM95 210V209H94ZM150 210V209H149ZM152 210V209H151ZM176 210V209H175ZM184 210V209H182ZM181 210V211H182ZM186 210V209H185ZM11 211V210H10ZM28 211V209L26 210ZM49 211V209H48ZM57 211V210H56ZM62 211V210H60ZM59 211V212H60ZM68 211V210H67ZM71 211V210H70ZM103 210H100V213ZM112 211V210H111ZM136 211V210H135ZM187 211V210H186ZM188 211H192L191 208ZM197 211V210H196ZM231 211V210H230ZM9 212V211H8ZM53 212V211H51ZM80 212V211H79ZM98 212V210H97ZM120 212V211H119ZM133 212V210H132ZM131 212V213H132ZM169 212V211H168ZM173 212V211H172ZM175 212V211H174ZM179 213V211L177 210ZM175 214H178V213ZM183 212V211H182ZM194 212V211H193ZM221 212V211H220ZM227 212V211H226ZM58 213V212H57ZM83 213V212H82ZM96 213V212H95ZM130 213V215H131ZM164 213V212H163ZM161 213V215L163 214ZM167 213V211H165ZM228 213V212H227ZM87 214V213H86ZM92 214L93 210H92ZM97 214V213H96ZM168 214V213H167ZM188 214V213H187ZM74 215V214H72ZM105 215V214H104ZM135 215V214H134ZM133 215V217H134ZM160 215V216H161ZM181 215V214H180ZM224 215V214H223ZM227 215V214H226ZM78 216V215H77ZM92 216V215H91ZM120 216V215H118ZM139 216V215H138ZM168 216V215H167ZM10 217V216H9ZM69 217V216H68ZM88 217V216H87ZM98 217V216H97ZM109 217V216H108ZM136 217V215H135ZM163 217V216H162ZM169 217V216H168ZM174 217V216H173ZM176 217V216H175ZM182 217V215H181ZM89 218V217H88ZM94 218V217H91ZM101 218V216H100ZM178 218V217H177ZM185 217H182L183 219ZM193 218V217H192ZM74 219V217H73ZM99 219V218H98ZM108 219V218H107ZM134 219V218H133ZM132 219V220H133ZM176 219V218H175ZM200 219V218H198ZM201 219V220H202ZM8 220V218H7ZM11 220V219H10ZM75 220V219H74ZM77 220V218H76ZM91 220V219H90ZM103 220V219H102ZM110 220V219H109ZM118 220V219H117ZM161 220V219H160ZM169 220V219H168ZM167 220V221H168ZM17 221V220H16ZM71 221V220H70ZM97 221V220H96ZM176 221V220H175ZM12 222V220L10 221ZM15 224V221H13ZM12 222V223H13ZM93 222V221H91ZM95 222V221H94ZM98 222V221H97ZM108 222V221H107ZM113 222V221H112ZM138 222V221H137ZM136 222V223H137ZM162 222V221H161ZM199 223L200 220L198 221ZM229 222V220L227 221ZM1 223V222H0ZM9 223V222H8ZM120 223V222H119ZM128 223V222H126ZM167 223V222H166ZM189 223V222H188ZM195 223V222H193ZM191 223V224H193ZM198 223V225H199ZM84 223H81V225ZM157 224V223H156ZM9 225V224H8ZM11 225V224H10ZM101 225V224H100ZM99 225V226H100ZM103 225V224H102ZM105 225V224H104ZM122 225V223H121ZM160 225V224H158ZM6 226V225H3ZM15 226V225H14ZM79 226V225H78ZM85 226V225H84ZM93 226V224H92ZM98 226V224H96ZM129 226V225H128ZM182 226V225H181ZM184 226V225H183ZM188 226V225H187ZM191 226V225H190ZM194 226V225H193ZM192 226V227H193ZM2 227V224H1ZM0 227V229H2ZM10 227V226H9ZM81 227V226H80ZM87 227V225H86ZM102 227V226H101ZM100 227V229H101ZM117 227V226H115ZM127 227V226H126ZM7 228V227H6ZM12 228V227H10ZM9 228V230H10ZM104 228V226L102 227ZM119 228V227H118ZM158 228V227H157ZM167 228V227H166ZM187 228V227H186ZM190 228V227H189ZM200 228V226H198ZM201 228V229H202ZM5 229V228H4ZM14 229V228H13ZM76 230L77 227L75 228ZM83 229V228H82ZM88 229V228H87ZM100 229L98 227V231L100 232ZM110 229V228H109ZM197 229V228H196ZM204 229L202 231H204ZM8 230V229H7ZM4 232L3 230L0 231V264H39L40 262L36 261L34 256L31 255L32 249H28L30 246H26L25 243L13 235V231H11L10 234H7L8 231ZM25 230V227H24ZM23 230V231H24ZM29 230V229H28ZM27 230V231H28ZM69 230H72L69 229ZM84 230V229H83ZM89 230V229H88ZM105 230V229H104ZM115 230V228H114ZM117 230V229H116ZM124 230V229H123ZM156 230V229H155ZM194 230V227H193ZM192 230V232H193ZM22 231V229H21ZM81 231V230H80ZM103 231V229H102ZM159 231V230H158ZM198 231V229H197ZM196 231V232H197ZM200 231V230H199ZM198 231V232H199ZM212 231V230H211ZM10 232V231H9ZM49 232V231H48ZM73 231H70V234ZM82 232V231H81ZM85 232V231H84ZM93 232V231H92ZM99 232L96 234L98 235ZM115 232V231H114ZM125 232V231H123ZM132 232V231H130ZM155 232V231H154ZM197 232V234H199ZM216 232V231H215ZM19 233V232H18ZM75 233V232H73ZM78 233V232H77ZM83 233V232H82ZM80 233V234H82ZM87 233V231H86ZM103 233V232H101ZM108 233V232H107ZM113 233V231H112ZM110 233V234H112ZM139 233V232H138ZM157 233V232H156ZM163 233V232H162ZM190 233V232H189ZM201 233V232H200ZM24 234V233H23ZM41 234V233H40ZM51 234V233H50ZM49 234V235H50ZM67 234V233H66ZM79 234V235H80ZM84 234V233H83ZM106 234V233H105ZM129 234V233H128ZM127 234V235H128ZM135 234V233H134ZM132 234V235H134ZM151 234V232L149 233ZM153 234V232H152ZM169 234V233H168ZM193 232V236H194ZM210 237L211 235L207 233ZM218 234V233H217ZM221 234V233H220ZM219 234V235H220ZM13 235V236H12ZM18 235V234H17ZM47 236V234H45ZM94 235V234H92ZM95 235V236H96ZM126 235V236H127ZM131 235V234H130ZM142 235V234H141ZM188 235V234H187ZM186 235V239L187 236ZM207 235V236H208ZM213 235V234H212ZM19 236V235H18ZM26 236V235H25ZM68 236V235H67ZM78 236V234H77ZM81 236V235H80ZM79 236V237H80ZM87 236V235H85ZM84 236V237H85ZM94 236V237H95ZM107 236V235H106ZM125 236V235H124ZM199 236V235H197ZM204 236V235H203ZM203 236H199L202 237ZM218 236V235H217ZM28 237V236H27ZM52 237V236H51ZM50 237V238H51ZM71 237V236H70ZM90 237V236H89ZM100 237V236H99ZM103 237V234L101 238ZM108 237V236H107ZM155 237V236H153ZM192 237V236H191ZM190 237V238H191ZM24 238V237H23ZM40 238V237H39ZM47 239V237H45ZM49 238V239H50ZM82 238V237H80ZM86 238V237H85ZM91 238V237H90ZM88 238V239H90ZM106 238V237H104ZM127 238V237H126ZM150 238V237H149ZM206 238V237H205ZM209 238V237H208ZM213 238V237H212ZM216 238V237H215ZM42 239V238H41ZM66 239V238H65ZM77 239V238H76ZM84 239V238H83ZM81 239V240H83ZM128 239V238H127ZM134 239V238H133ZM132 239V240H133ZM137 238H135L136 240ZM154 239V238H152ZM199 239V238H198ZM221 239V238H220ZM31 240V239H30ZM52 240H55L52 239ZM51 240V241H52ZM61 240V239H60ZM79 240V242L81 241ZM86 240V239H85ZM92 240V238H91ZM96 240V238H95ZM100 240V239H99ZM105 240V239H104ZM104 240L101 239V241L104 242ZM111 240V238H110ZM185 240V239H184ZM217 240V238H216ZM25 241V240H24ZM32 241V240H31ZM30 241V242H31ZM39 241V240H37ZM45 241V240H44ZM50 241V242H51ZM69 241V240H68ZM89 241V240H88ZM86 241V242H88ZM100 241V242H101ZM106 242L108 240H105ZM123 241V239H122ZM145 241V238L144 240ZM155 241V240H154ZM188 241V240H187ZM198 241V240H196ZM195 241V242H196ZM262 242V240H259ZM27 243V240L25 241ZM34 242V241H33ZM32 242V243H33ZM43 242V241H42ZM56 242V241H55ZM72 242V241H71ZM70 242V243H71ZM78 242V240H77ZM82 242V241H81ZM85 244H89L86 243ZM121 242V241H120ZM126 242V241H125ZM147 242V241H146ZM185 242V241H184ZM189 242V241H188ZM194 242V243H195ZM202 242V241H201ZM259 242V243H260ZM31 243V244H32ZM35 243V242H34ZM33 243V244H34ZM37 243V242H36ZM49 243V241H48ZM97 243V242H94ZM190 243V242H189ZM192 243V244H194ZM259 243L257 245H254V249L259 246ZM42 247V243H39ZM45 244V242H44ZM58 244V243H57ZM63 243H61L62 245ZM65 244V241H64ZM74 244V243H73ZM73 244L72 247L76 246ZM82 244V243H81ZM106 244V243H105ZM108 244V243H107ZM111 244V243H110ZM131 244V242H130ZM159 244V243H158ZM157 244V245H158ZM187 244V243H186ZM191 244V243H190ZM197 244V243H195ZM80 245V244H79ZM78 245V246H79ZM83 245V244H82ZM90 245V244H89ZM91 245H93L91 243ZM102 245V244H101ZM104 245V244H103ZM109 245V244H108ZM112 245V244H111ZM118 245V244H117ZM127 245V244H126ZM150 245V244H149ZM185 245V244H184ZM48 246V245H47ZM56 246V245H54ZM64 246V245H63ZM85 246V245H84ZM98 246V245H97ZM95 246V247H97ZM115 247V245H113ZM133 246V245H132ZM145 246V245H144ZM148 246V245H147ZM152 246V245H151ZM191 246V245H190ZM196 246V245H195ZM59 247V246H58ZM52 248V250H56ZM69 248V246L67 245ZM83 247V246H82ZM88 247V246H87ZM91 247V246H90ZM94 247V248H95ZM105 247V246H104ZM139 247V246H138ZM137 247V248H138ZM154 247V246H153ZM187 246H184V248ZM189 247V246H188ZM249 247V246H248ZM63 248V247H62ZM79 248V247H77ZM99 248V247H97ZM112 248V247H111ZM150 248V247H149ZM183 248V249H184ZM216 248V247H215ZM35 249V248H34ZM50 249V248H49ZM48 249V250H49ZM69 249V250H71ZM76 249V247H75ZM82 249V248H81ZM84 249V247H83ZM96 249V248H95ZM103 249V248H102ZM115 249V248H114ZM131 249V248H130ZM139 249V248H138ZM153 249V248H152ZM157 249V248H156ZM214 249V248H213ZM212 249V250H213ZM219 249V248H218ZM214 250L215 252L219 250ZM243 249V248H242ZM253 249V250H254ZM37 250V249H36ZM35 250V251H36ZM59 250V249H58ZM64 250V249H63ZM64 250V251H69ZM73 250V249H72ZM126 250V249H125ZM133 250V249H132ZM135 250V249H134ZM244 250V249H243ZM246 250V249H245ZM249 250V249H248ZM248 250L246 252H248ZM78 251V250H77ZM90 253H94L92 250H89ZM92 251V252H91ZM99 250H96V252ZM104 251H107L106 249ZM141 251V249H140ZM144 251V250H143ZM211 251V250H210ZM55 252V251H54ZM57 253H54L56 262L59 263L64 260H62L63 251H57ZM71 252V251H70ZM69 252V253H70ZM74 252H76L74 250ZM81 252V251H79ZM100 252V251H99ZM115 252V251H114ZM122 252V251H121ZM124 252V251H123ZM126 252V251H125ZM148 252V251H147ZM213 252V251H212ZM210 252V253H212ZM224 252V251H223ZM244 252V253H246ZM250 252V251H249ZM35 253V252H34ZM52 253V252H51ZM86 253V251L84 252ZM106 253V252H104ZM110 253V252H109ZM132 253V251L130 252ZM140 253V252H139ZM225 253V252H224ZM223 253V254H224ZM234 253V252H233ZM33 254V253H32ZM57 254V255H56ZM83 254V252H82ZM79 253V255H82ZM88 254V253H87ZM95 254V253H94ZM113 254V253H112ZM137 254V253H135ZM155 254V253H154ZM207 254V253H206ZM222 256V252L220 253ZM240 254V253H238ZM247 254V253H246ZM65 255V254H64ZM67 255V254H66ZM66 255L64 258H66ZM74 255V254H72ZM77 255V254H76ZM97 255V254H96ZM103 255V254H102ZM125 255V254H124ZM139 255V254H138ZM150 255V254H149ZM231 255V254H230ZM37 256V254H36ZM85 256V254H84ZM84 256L82 259H84ZM111 256V255H110ZM120 256V254H119ZM131 256V254H130ZM136 256V255H135ZM141 256V255H140ZM139 256V257H140ZM144 256V255H143ZM147 256V255H146ZM152 256V255H151ZM190 256V255H189ZM192 256V255H191ZM210 254L208 255V257ZM218 256V257H219ZM34 257V258H32ZM52 257V256H51ZM79 257V258H80ZM94 257V255H93ZM91 257V258H93ZM97 257V256H96ZM105 257V256H104ZM187 257V256H186ZM194 257V256H193ZM192 257V258H193ZM196 257V256H195ZM207 257V255H206ZM226 257V256H225ZM74 258V256H73ZM77 258V257H76ZM87 258V256H86ZM85 258V259H86ZM102 258V257H101ZM132 258V257H131ZM135 258V257H134ZM147 258V257H146ZM151 258V257H150ZM224 259V256L221 257ZM228 258V257H227ZM37 259V258H36ZM40 259V258H39ZM42 259V258H41ZM58 259V261H57ZM68 259V258H67ZM66 259V260H67ZM106 259V258H105ZM145 258H143L144 260ZM191 259V257H190ZM198 259V258H197ZM196 259V260H197ZM208 259V260H207ZM206 259L207 264H220L219 259L217 258L215 254L212 253V255ZM229 259V258H228ZM54 260V259H53ZM65 260V261H66ZM76 260V259H75ZM97 260V259H95ZM140 260V259H139ZM146 260V259H145ZM148 260V259H147ZM146 260V261H147ZM151 260V259H150ZM222 260V261H223ZM42 261V260H40ZM78 260H76L77 262ZM89 261V260H88ZM86 261V262H88ZM104 261V260H103ZM106 261V260H105ZM109 261V260H107ZM135 261V260H134ZM149 261V260H148ZM147 261V262H148ZM194 261V259L192 260ZM202 261V260H201ZM68 262V261H67ZM72 262H75L74 260ZM84 260H82V263ZM101 262V261H100ZM63 263V262H62ZM81 263V262H80ZM81 263V264H82ZM89 263V262H88ZM92 263V262H91ZM98 263V260L97 262ZM131 263V262H130ZM135 263V262H134ZM140 263V262H139ZM195 263V262H194ZM205 263V262H204ZM223 263V262H222ZM221 263V264H222ZM227 263V262H224ZM45 264V263H44ZM61 264V263H59ZM75 264V263H74ZM77 264V263H76ZM79 264V263H78ZM84 264V263H83ZM93 264V263H92ZM196 264V263H195ZM202 264V263H201ZM206 264V263H205ZM229 264V263H227Z\"/></svg>", "mask_w": 264, "mask_h": 264}]
</instances>
